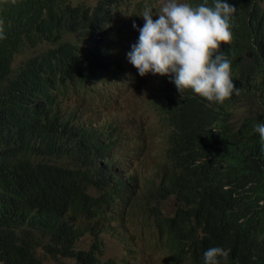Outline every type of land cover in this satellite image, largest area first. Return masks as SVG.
<instances>
[{
    "label": "trees",
    "instance_id": "obj_1",
    "mask_svg": "<svg viewBox=\"0 0 264 264\" xmlns=\"http://www.w3.org/2000/svg\"><path fill=\"white\" fill-rule=\"evenodd\" d=\"M125 1H0L5 37L0 39V126L16 131L19 125L7 123L35 116L36 129L22 140L0 141V264H38L33 245L14 223L17 215L32 211L53 226L64 227L67 214L83 221L75 237L83 234L91 241L68 256L76 264H98L102 246L91 238L95 226L115 230L110 224L124 221L163 242L166 264H204L203 253L211 247L228 252L220 264H264V140L255 131L264 122V0H227L236 8L229 19L232 39L213 53L214 59L223 52L230 62L239 95L208 101L192 89L179 92L169 76L151 74L147 80L148 103L160 119L164 143L148 175L124 171L120 148L101 151L94 143V120L85 114L100 99L86 89L88 78L131 77L133 69L117 56L125 35L112 24L117 5ZM215 2L188 0V5L214 9ZM146 7L155 9L137 1L125 21L139 19ZM41 44L50 46L17 60ZM51 56L60 64L54 74L65 72L61 84L50 78L53 88L39 73ZM74 66L79 77L67 86ZM243 106L247 114L236 122ZM50 134L64 150L49 146ZM169 200L172 208L166 212ZM131 205L138 215L121 210Z\"/></svg>",
    "mask_w": 264,
    "mask_h": 264
},
{
    "label": "clouds",
    "instance_id": "obj_2",
    "mask_svg": "<svg viewBox=\"0 0 264 264\" xmlns=\"http://www.w3.org/2000/svg\"><path fill=\"white\" fill-rule=\"evenodd\" d=\"M235 11L236 8L227 3V0H216L214 9L205 5H199L193 9L188 4L167 0L159 13H156L159 18L153 21V12L151 8L146 7L141 14L145 21L144 26L139 29L138 42L131 46L127 59L138 70L141 77L149 73L169 76L170 82L175 84L179 92L182 89H192L195 94L208 101L214 98L216 101H224L233 94L239 95L240 89L234 87L233 80L230 78V62L224 57L223 52H218L213 59V53L220 48L221 44H228L232 39L229 19ZM133 28H136L135 24ZM3 38H5L3 28L0 26V39ZM59 65L51 56L45 58L40 68L42 81L49 88H53L50 86V78H55L58 84H61L62 74L64 75L65 72L57 69L54 74V70ZM69 76L67 86L73 84L79 77L75 66L71 73L69 72ZM34 80L36 81L37 78ZM26 119L20 124L18 120L7 123L9 127L19 125L16 131L12 128L3 129L0 126V141L9 137L22 140L26 135H34L36 133L35 116ZM111 125L94 121V143L103 152H113L120 148L118 142L123 134L118 125H114L116 127L114 130L111 129ZM255 131L264 140V122H258ZM49 146L64 150L60 140L52 134L49 135ZM40 221H43L44 225ZM14 223L21 234H24L33 245V258L38 264H44L38 252L54 261L69 258V255L80 250L76 248V245L84 237L83 234L75 237L83 221L69 214L64 227L50 225L43 214L36 211H32L23 218L17 215ZM103 233H109L120 241H124V236H129L130 242L132 244L135 242L130 234L117 229L95 226L91 238L93 242L102 246L98 264H115L110 259L105 261L101 259L104 253ZM62 242L66 244L63 246ZM227 257L228 252L222 247H211L203 253L204 264H220V258L227 259Z\"/></svg>",
    "mask_w": 264,
    "mask_h": 264
},
{
    "label": "rangeland",
    "instance_id": "obj_3",
    "mask_svg": "<svg viewBox=\"0 0 264 264\" xmlns=\"http://www.w3.org/2000/svg\"><path fill=\"white\" fill-rule=\"evenodd\" d=\"M3 1V0H0ZM87 5H93L95 0H82ZM139 0H126L117 5L118 16L113 19L112 24L116 28H121L125 35L124 46L117 51V56L127 69L132 68L129 79L120 80L116 77L106 75V81L98 82L95 77H90L85 81L86 89L92 95L100 97L94 104L88 106L85 114L98 123L118 125L123 134V139L119 143L122 156L126 161L124 171L128 173H138L148 175L155 169L160 159L163 148L161 139V122L148 103L150 89L147 87L151 73L141 77L138 70L129 63L127 53L131 51V46L138 42L139 29L144 26V19L140 16L133 22L125 19L129 15V10ZM152 3L155 9L153 21L157 20L162 5L167 0H143ZM177 3L188 4V0H176ZM142 14V13H141ZM139 15V14H138ZM133 24L136 28H133ZM50 45L41 44L36 49L29 50L17 56L20 60L24 55L33 54L46 50ZM246 106L236 110L235 121L240 122L247 114ZM132 126L138 130L132 132ZM164 210L170 211L172 208L171 200L164 203ZM124 212H135L133 205L121 209ZM115 229L130 234L135 242H130L129 236H124V241L116 239L109 233H103L104 253L102 260H112L115 264H164L166 259V248L161 241L153 242L151 233L144 227L134 226L131 222H112L110 224ZM90 237H82L76 245L78 249H86L90 244ZM143 248V250H140ZM44 264H76L74 259L60 258L57 261L48 259L38 252ZM166 264V263H165ZM180 264V263H177Z\"/></svg>",
    "mask_w": 264,
    "mask_h": 264
}]
</instances>
